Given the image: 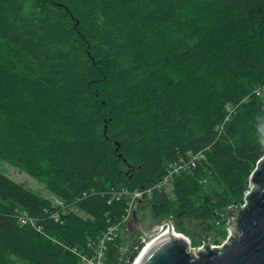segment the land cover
I'll return each instance as SVG.
<instances>
[{
  "label": "trees",
  "instance_id": "16d2710c",
  "mask_svg": "<svg viewBox=\"0 0 264 264\" xmlns=\"http://www.w3.org/2000/svg\"><path fill=\"white\" fill-rule=\"evenodd\" d=\"M256 86L264 0H0V157L63 202L0 172V264H84L125 213L119 192L150 187L188 151L204 158L174 175L172 200L162 188L138 206L225 238L217 212L264 154ZM121 242L105 264L132 263L140 239L119 262Z\"/></svg>",
  "mask_w": 264,
  "mask_h": 264
},
{
  "label": "water",
  "instance_id": "95a60500",
  "mask_svg": "<svg viewBox=\"0 0 264 264\" xmlns=\"http://www.w3.org/2000/svg\"><path fill=\"white\" fill-rule=\"evenodd\" d=\"M249 182L252 191L244 198L242 208H226L217 212L226 217V227L232 224L235 234L220 248H210L213 240L205 241L203 250H198L197 256L191 250L187 251V239L173 233L170 220L146 227L147 223L142 222L134 206L124 231L125 236L136 231L144 236H152L164 228V233L138 254L134 264H264V154L252 170ZM221 228L218 226L217 230Z\"/></svg>",
  "mask_w": 264,
  "mask_h": 264
},
{
  "label": "built area",
  "instance_id": "2783aa9c",
  "mask_svg": "<svg viewBox=\"0 0 264 264\" xmlns=\"http://www.w3.org/2000/svg\"><path fill=\"white\" fill-rule=\"evenodd\" d=\"M262 89V90H261ZM264 91V86L258 87L255 92L259 95L260 92ZM236 106L233 104H227L226 105V115L224 118V122L228 121L230 116L235 112ZM223 122V123H224ZM204 158V154L202 151H196V152H191L188 151L186 152L185 155H179L174 161H172L169 166L166 169V172L157 180L155 181L150 187H143V188H136L133 191H129L127 189H122L119 194H127L129 196V201L127 208L125 210L124 215L121 217V220L117 223H111L105 231L96 239L95 245L92 247V253L91 254H85V253H79V257L81 261L85 263H90V264H105V253L107 251V245L109 243H114L115 240L122 234L123 229L126 227L127 221L130 219L131 212L133 207L139 203L142 199L145 197H150L153 195L154 191L161 190L162 188H165V186L168 183H171L174 175L179 174L181 171L184 170H192L197 166V163ZM205 181V179H203ZM252 191V184L249 182L248 185V190H246L240 199V201L236 204L230 205L228 208L230 209H236V208H242L244 206V198L247 197V195ZM54 219H57V214H54ZM233 219V217L230 219V221ZM26 220H29L30 222L31 219H28L25 216L21 217V221L23 223L26 222ZM227 224V220L225 221V225ZM167 225V224H164ZM163 225V226H164ZM171 229L175 235H180L184 237L185 239L188 240L189 246L187 248V251H192L194 256H197V251L198 250H203V244L205 241H211L210 237L204 238L199 245H192L190 237L186 235L185 233L178 231L173 223L171 222ZM164 233V229L160 228L157 233H155L152 236H144L141 234L140 236V242L142 243L138 254L143 251L152 241H154L159 235ZM234 229L232 227V224L228 227H226V236L225 240L222 242H217L215 240L210 242V248L216 247L220 248L224 245V243L230 238V236L234 235ZM121 246V244L119 245ZM121 248V247H120ZM137 254V256H138ZM118 256L119 259H122L124 254L119 252L118 249ZM137 256L134 258L131 264H134L136 261Z\"/></svg>",
  "mask_w": 264,
  "mask_h": 264
},
{
  "label": "rangeland",
  "instance_id": "374dc122",
  "mask_svg": "<svg viewBox=\"0 0 264 264\" xmlns=\"http://www.w3.org/2000/svg\"><path fill=\"white\" fill-rule=\"evenodd\" d=\"M258 87H261V86H256L255 89L253 90V95L255 97H261V96L264 95V91L263 92H260L259 95L255 92V90ZM0 172L3 173V174H5V175H7V176H9L11 179H13L14 181H16L17 183H21L24 186H26L28 188H31L34 192H36V193H38V194H40V195H42L44 197H48L51 200V202L56 207L62 205V203H63L62 200H60L54 194H52L51 192H49L46 189L44 183H42L41 181L37 180L36 178H34L33 176H31L30 174H27L24 171L20 170L18 167L10 164L9 162H7L2 157H0ZM203 179H205V178H203ZM203 179H201V182H205V181H203ZM248 185H249V178H248V184H247V186ZM246 190H248V187H247ZM165 191L168 193V195L170 196V199L172 200L173 193H172V184L171 183H168L165 186ZM146 201H148V200H144L143 203H147ZM138 204L135 205L136 206V213L140 215V219L142 220V222L144 224L147 223V226L146 227H152L154 224H157V223H159V222H161L163 220H170L173 223V225L175 226V228L179 231V229L177 228L176 222L174 221V218L172 217V214H169V215L166 214L164 216L163 215H160L159 218H156L155 219V218L152 217V215L149 213V211L147 209H141L140 206H138ZM148 205L150 206V203ZM227 209L234 210V209H230V208H227ZM188 226H190V229H189L190 234H189V236H190V240H191L192 245H199L201 243V241L204 238H206V237H210L213 240L215 238L217 240V242H221V241L223 242L225 240L224 238H221L220 237V234H219L220 230H217V227L218 226L219 227H222L221 225H215V226H213L210 234H208V233L207 234L201 233V232H203V230H202L203 228L201 226H199V225L197 226L195 223H191ZM125 230H126V227L122 231L123 236H121V238H122L121 246H118L117 248L119 249V252L121 251V253L122 254H125V256L127 257V254L126 253L130 249L129 245L130 244L131 245H134L135 238L137 237V239L138 238L140 239L141 234H138L140 232L139 231H136L132 235H126L125 236V234H124V231ZM123 258H124V256H123ZM118 259H119V256L117 257V260ZM121 260L122 259H119V262H122ZM85 264H90V263H85Z\"/></svg>",
  "mask_w": 264,
  "mask_h": 264
},
{
  "label": "bare ground",
  "instance_id": "6f19581e",
  "mask_svg": "<svg viewBox=\"0 0 264 264\" xmlns=\"http://www.w3.org/2000/svg\"><path fill=\"white\" fill-rule=\"evenodd\" d=\"M164 229V228H163Z\"/></svg>",
  "mask_w": 264,
  "mask_h": 264
}]
</instances>
